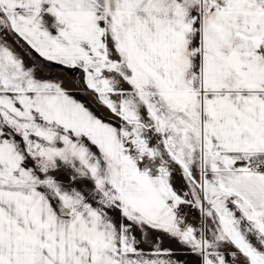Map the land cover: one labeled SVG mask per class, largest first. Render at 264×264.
I'll use <instances>...</instances> for the list:
<instances>
[{"label": "snow or ice", "instance_id": "6c2138e0", "mask_svg": "<svg viewBox=\"0 0 264 264\" xmlns=\"http://www.w3.org/2000/svg\"><path fill=\"white\" fill-rule=\"evenodd\" d=\"M0 264H264V0H0Z\"/></svg>", "mask_w": 264, "mask_h": 264}, {"label": "crops", "instance_id": "0c3cea01", "mask_svg": "<svg viewBox=\"0 0 264 264\" xmlns=\"http://www.w3.org/2000/svg\"><path fill=\"white\" fill-rule=\"evenodd\" d=\"M73 94L77 95V98L82 100V101H85L86 103H89L90 106H91V100H90V97L88 96H83V95H79V90L75 89V88H69ZM96 110V109H94ZM97 114L100 115L101 114V111L100 110H97ZM165 245L167 246V241H165Z\"/></svg>", "mask_w": 264, "mask_h": 264}, {"label": "rangeland", "instance_id": "374dc122", "mask_svg": "<svg viewBox=\"0 0 264 264\" xmlns=\"http://www.w3.org/2000/svg\"><path fill=\"white\" fill-rule=\"evenodd\" d=\"M59 78L63 79L65 81V86L67 88H75L77 90L80 89L79 85H77L71 78L68 76H60Z\"/></svg>", "mask_w": 264, "mask_h": 264}, {"label": "flooded vegetation", "instance_id": "af4514ba", "mask_svg": "<svg viewBox=\"0 0 264 264\" xmlns=\"http://www.w3.org/2000/svg\"><path fill=\"white\" fill-rule=\"evenodd\" d=\"M69 78H71L75 83H76V81H75V78L71 75V74H69V75H67ZM77 84V83H76ZM78 85V84H77ZM80 87V86H79Z\"/></svg>", "mask_w": 264, "mask_h": 264}]
</instances>
